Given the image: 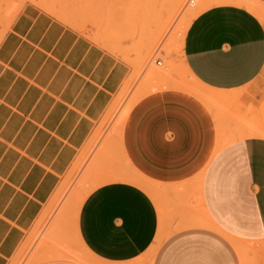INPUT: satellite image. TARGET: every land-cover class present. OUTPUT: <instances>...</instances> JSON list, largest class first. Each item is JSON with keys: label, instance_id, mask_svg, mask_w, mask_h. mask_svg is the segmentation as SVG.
<instances>
[{"label": "crops", "instance_id": "0c3cea01", "mask_svg": "<svg viewBox=\"0 0 264 264\" xmlns=\"http://www.w3.org/2000/svg\"><path fill=\"white\" fill-rule=\"evenodd\" d=\"M251 1L264 10V0ZM262 17L235 4L201 12L183 54L210 99L155 90L133 110L124 149L155 189L112 180L86 197L78 235L100 264H134L168 229L203 217L215 229L174 232L154 264H246L229 238L250 255L264 252ZM131 71L35 4L16 15L0 40V264L16 254ZM161 189L175 200L183 194L173 206L184 216L167 215Z\"/></svg>", "mask_w": 264, "mask_h": 264}, {"label": "rangeland", "instance_id": "374dc122", "mask_svg": "<svg viewBox=\"0 0 264 264\" xmlns=\"http://www.w3.org/2000/svg\"><path fill=\"white\" fill-rule=\"evenodd\" d=\"M29 3L49 12L115 54L128 63L132 71L80 149L75 163L62 177L56 192L36 222L26 231L22 245L8 264H74L55 263L66 256L84 260L80 262L84 264H100L91 252L85 254L87 250L80 243L78 235V216L84 198L98 186L107 183V179L126 181L115 179L132 174L144 181L146 188L151 191L155 189V184L133 166L124 149V132L133 110L155 90L176 91L201 100L210 99L208 91L194 78L184 61V38L190 24L201 12L214 5H242L261 18L264 10L251 0H0V40L16 15ZM152 33L153 44L147 51V36ZM115 38L121 41L120 49L111 48L105 42L115 41ZM152 73L153 77L150 76ZM112 107L115 111L110 116ZM244 122L252 125V121ZM224 130L229 131L230 126ZM84 175L88 179L81 183ZM63 185L66 191L64 189L56 198ZM158 196L165 209L169 210L167 215L186 214L181 207L173 206L174 201H185L183 194L177 192L175 200L166 189H161ZM194 226L215 229L204 217L199 222H182L180 227L168 229L150 251L134 264H154L161 246L174 232ZM229 240L239 250H244L240 251L246 264H252L254 260L256 264L264 262L263 251L250 255L252 249L247 245L231 238Z\"/></svg>", "mask_w": 264, "mask_h": 264}, {"label": "bare ground", "instance_id": "6f19581e", "mask_svg": "<svg viewBox=\"0 0 264 264\" xmlns=\"http://www.w3.org/2000/svg\"><path fill=\"white\" fill-rule=\"evenodd\" d=\"M238 4V3H237ZM121 23V22H120ZM119 24V23H118ZM121 26V25H120ZM102 40V39H101ZM153 40H154V34L152 33V35H149V36H147V40H146V49H147V51H150L149 49H150V47H152V44H153ZM104 41V40H103ZM105 42H107V44L108 45H110V46H112L111 48H116V49H120L121 48V41L120 40H118L117 38H115V41L114 40H112V41H105ZM125 46V45H124ZM120 47V48H119ZM115 50V49H114ZM150 76H152L153 77V73L150 75ZM149 76V77H150ZM151 78V77H150ZM118 106V105H117ZM117 106L115 107L116 109H117ZM113 108V107H112ZM115 108H113V109H111V111H110V116H112L113 115V113H114V111H115ZM124 118V117H123ZM88 173H91L90 171H88ZM87 173V174H88ZM86 174V176H88ZM84 177H85V175H84ZM89 177V176H88ZM88 177L86 178H84L83 180H81V183H84L85 181H87V179H88ZM83 178V177H82ZM126 180V181H130V182H132V183H135V184H137V185H144L145 186V183H144V181H142L140 178H136V177H134L133 176V174H132V176H119L118 178L116 177V179L115 180ZM112 180H114V179H107V183L108 182H110V181H112ZM64 185H66V184H64ZM60 186V189H59V191H58V193H57V197L56 198H58L61 194H62V192L64 191V189L66 188L65 186ZM84 187V186H83ZM87 187V186H86ZM91 187V186H90ZM84 189V188H83ZM86 189V188H85ZM84 189V190H85ZM65 191H66V189H65ZM78 191V190H77ZM76 191V192H77ZM71 194H72V191H71ZM83 194H84V192H83ZM54 199H55V197H54ZM83 199V198H82ZM86 198H84V200H85ZM59 200H60V198H59ZM83 200V201H84ZM54 202H56L55 200H53ZM82 202V201H81ZM78 207H79V205H78ZM76 219V218H75ZM82 242V240H80V243ZM82 246H84L85 247V249L87 250L86 251V253L85 254H88L87 252H90L87 248H86V246H85V244L82 242ZM83 250H84V248H83ZM241 251H242V249H240ZM244 251V250H243ZM242 251V252H243ZM89 255V254H88ZM77 259V260H76ZM76 259H73L71 256L69 257V256H66V257H61V258H59L58 259V261L59 262H62V263H74V264H84V263H80V262H83V261H81L79 258H76Z\"/></svg>", "mask_w": 264, "mask_h": 264}]
</instances>
